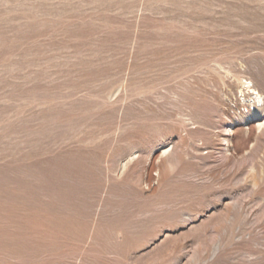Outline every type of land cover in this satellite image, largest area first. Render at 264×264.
Segmentation results:
<instances>
[{
    "label": "rangeland",
    "instance_id": "1",
    "mask_svg": "<svg viewBox=\"0 0 264 264\" xmlns=\"http://www.w3.org/2000/svg\"><path fill=\"white\" fill-rule=\"evenodd\" d=\"M0 264H264V0H0Z\"/></svg>",
    "mask_w": 264,
    "mask_h": 264
},
{
    "label": "bare ground",
    "instance_id": "2",
    "mask_svg": "<svg viewBox=\"0 0 264 264\" xmlns=\"http://www.w3.org/2000/svg\"><path fill=\"white\" fill-rule=\"evenodd\" d=\"M245 84V83H244ZM247 89L249 90V91H251V94L254 96V99H255V101L258 103V104H260V102H261V95H259V93L258 92H256V90L255 89H253L252 88V86H250V85H248L247 86ZM258 126V125H257ZM229 132V131H228ZM225 137V136H224ZM224 140V139H223ZM225 142V141H224ZM226 142H227V140H226ZM231 143V142H230ZM229 148V147H228Z\"/></svg>",
    "mask_w": 264,
    "mask_h": 264
}]
</instances>
